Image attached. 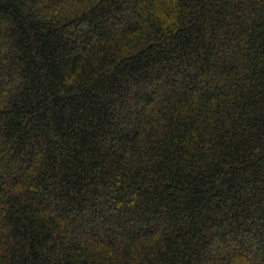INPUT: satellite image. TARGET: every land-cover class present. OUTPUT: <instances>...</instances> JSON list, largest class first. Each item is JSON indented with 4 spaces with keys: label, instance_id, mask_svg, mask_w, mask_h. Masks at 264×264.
<instances>
[{
    "label": "trees",
    "instance_id": "obj_1",
    "mask_svg": "<svg viewBox=\"0 0 264 264\" xmlns=\"http://www.w3.org/2000/svg\"><path fill=\"white\" fill-rule=\"evenodd\" d=\"M0 264H264V0H0Z\"/></svg>",
    "mask_w": 264,
    "mask_h": 264
}]
</instances>
